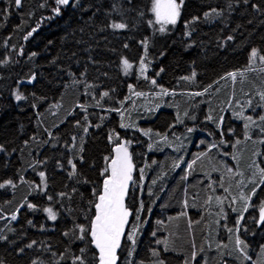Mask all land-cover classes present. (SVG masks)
Returning a JSON list of instances; mask_svg holds the SVG:
<instances>
[{
    "label": "trees",
    "instance_id": "1",
    "mask_svg": "<svg viewBox=\"0 0 264 264\" xmlns=\"http://www.w3.org/2000/svg\"><path fill=\"white\" fill-rule=\"evenodd\" d=\"M55 7V0H21L19 6L14 0H0V183L11 180L15 184L14 188L7 184L0 188V264H55L61 254L60 264H71L82 248L88 264H95L97 250L89 243L90 237L78 238L77 225L87 226L94 213L93 190L102 184L105 157L114 156L116 144L130 141L135 177L152 157L148 138L138 130L120 127V114L134 96L130 85L145 94L165 88L175 96L203 92L212 85L209 93L226 80L222 76L245 69L253 49L264 55V0H184L179 22L163 33L149 24L153 20L151 0H71L61 7L60 15L54 14ZM206 12L211 15L205 17ZM122 21L128 25L126 29L110 27ZM29 32L32 35L25 39ZM145 42L147 76L157 86L139 73ZM124 59L133 65L127 73ZM261 67L264 64L245 74L253 76ZM193 72L194 79H182ZM104 92L109 95L103 97ZM15 93L25 99L17 101ZM251 94L257 90L250 91L248 99ZM175 122L172 111H161L143 127L168 132L176 129ZM243 125H223L225 140L229 141L227 131L232 129L233 140L243 138ZM84 127H88L87 133ZM208 127L214 143V138H221L220 132L209 121ZM110 134L113 141H109ZM253 136L264 137L259 129L253 130ZM166 151L161 170L169 175L168 180L152 186L145 183L142 197L139 182L130 185L128 206L135 212L143 202L140 217L145 222L140 225L134 250L130 242H122L118 264L128 260L156 264L158 256L152 255V249L158 246L159 237L172 233V205L180 199L184 182L173 180L175 153L168 147ZM215 159L220 166L229 161ZM69 160L76 164L72 177ZM211 169L213 172V164ZM40 172L45 174L44 181ZM149 190L151 194L146 192ZM61 193L67 195L62 198ZM28 203L35 208H28ZM262 204L264 185L256 190L244 219L253 245L264 243V223L259 222ZM48 207L56 213V220L44 211ZM12 215L17 219L12 220ZM158 221L164 225L157 227ZM170 245L172 249L173 243ZM52 252L57 255L53 257ZM161 258L165 264L180 262L172 251L161 252Z\"/></svg>",
    "mask_w": 264,
    "mask_h": 264
},
{
    "label": "crops",
    "instance_id": "2",
    "mask_svg": "<svg viewBox=\"0 0 264 264\" xmlns=\"http://www.w3.org/2000/svg\"><path fill=\"white\" fill-rule=\"evenodd\" d=\"M242 97L248 99L246 95ZM247 114L257 118L258 114H264V109L255 108L254 112H248ZM208 121L211 125V120L208 119V113L204 111L201 113L200 121L197 124H185V126L183 125L184 127L177 128L175 130L176 132L169 138L176 144L180 138L184 137V155L178 154L177 157L173 156L174 160L172 163V165L177 162L180 163V167H173L174 174L172 178L174 181H183L184 189L181 191L180 199L172 205L174 212L172 216V233H166V236L163 235L158 239L167 240V248L163 244H158V246L152 249V252L155 250L158 253V259L155 262L156 264H160L162 261L165 264L166 262L161 258V252L171 253L172 251L173 257H177V260L180 259V262L177 264H184L185 261H188V264H264V251H262L264 249V243L253 245L250 242L253 241L252 236L246 233V227L244 226L245 215L252 208L255 197V195H251L252 189L255 188L257 190L261 185L259 184L261 177L257 171V166L264 168V157L262 156L264 144L263 147H259L261 149V160L258 155L254 157L248 145H244L241 150L239 149V157L235 158L233 160L234 162H231L230 159L226 163L227 166L226 164L222 166L226 174L214 175L211 169L213 164V158H211L212 148L209 151V148L213 144V132L208 127ZM189 128L192 129L191 132L188 131ZM157 132L167 134V131L152 130L148 132L149 136H146V138L149 141L155 140L159 142L160 137L155 135ZM178 134L182 136L178 138ZM239 140L244 141V137ZM160 146H158L154 153H149L152 155L150 161L147 160L142 166L144 169V180L141 181L139 179L140 172L136 177L133 174L134 181L139 182L140 197H142V194L144 196L145 183L152 186L161 180H168L169 175L161 170V167H164L167 161L166 155H164L167 147L164 144ZM200 153H207V155L197 160L196 164L193 165V169L189 171L187 165ZM153 161L156 163L153 164ZM253 161L256 163L253 164ZM229 168L233 172H242L243 177H230L227 171ZM177 170H182V172L177 174ZM186 174L187 179H183ZM221 179H223L224 187H229L232 196L237 197L236 203L231 204V206L229 205L232 197L228 196L224 192L223 187L220 186ZM241 179L244 180V185L238 188L237 181ZM153 180L156 181L155 184L152 183ZM252 180H255L256 183H251L250 181ZM210 184L212 185L211 187H209ZM146 192L149 194L150 190ZM241 192L244 193L245 197L251 196V199H240L239 193ZM209 196L213 197L211 203L207 202ZM216 196L222 198L228 196V199L224 201L223 205H218L215 200ZM246 204L248 210L243 212V220H241L239 225L240 230L236 232V220L239 218ZM153 206L154 203L149 206L151 208L149 209V213ZM221 207L223 208V214L220 213ZM233 209L236 210L233 211ZM190 224L191 227L189 226ZM163 225L164 223H157V227H162ZM227 228H233L234 231L229 233ZM237 236L247 245L244 248L243 254L235 244ZM172 243L173 248L170 249V244ZM159 246H161V250L158 248ZM193 251L197 252L195 261L191 258ZM246 256L251 257V259H246Z\"/></svg>",
    "mask_w": 264,
    "mask_h": 264
},
{
    "label": "snow or ice",
    "instance_id": "3",
    "mask_svg": "<svg viewBox=\"0 0 264 264\" xmlns=\"http://www.w3.org/2000/svg\"><path fill=\"white\" fill-rule=\"evenodd\" d=\"M15 4L19 6L21 4V0H14ZM71 0H55L56 7L53 9V12L55 15H60L61 13V7H66L70 4ZM129 3H131V0H129ZM184 0H151V13L154 16V20H149L150 25H159L158 31L163 33L167 30V26H175L181 16V8L183 6ZM114 7H116L114 5ZM255 7V6H254ZM213 12L216 10L213 9ZM205 17H208L211 15V13H205ZM219 15V13H217ZM196 19V18H194ZM110 27L113 30H123L128 27V25L125 22H113L110 24ZM187 27V24H186ZM36 31V29H33L32 32ZM32 32H29L27 36H25V39L28 38V36L32 35ZM191 35V33H189ZM229 40L232 39L231 36L228 37ZM145 49L147 48V42L144 43ZM127 47V45H125ZM35 55V53H33ZM147 55V52H145V56ZM259 58L261 64H264V55H259V53L253 49L250 53L249 57V64L248 66L239 72H229L226 77H221V79H227L231 78V80L235 83L237 80V77L244 78L245 73L248 71H256L255 68L256 60ZM7 61H5L6 63ZM123 68L125 73H127L130 69H132L133 65L127 60H123ZM139 71L141 77H143L146 80H149L150 78L146 75L147 72V65L145 63V60L142 58L139 62ZM162 71V69H161ZM260 72H264V67H261L259 69ZM196 76V73L193 72L191 77H182L184 80H192ZM150 83L153 86L156 85L155 79H150ZM216 83H219L217 81ZM131 95H134L136 97L144 96L145 93L135 91L132 86H129ZM212 88V85H209L207 88L204 89L203 92H194L191 93L192 96H202L204 93L208 92L209 89ZM162 95H169L168 89L160 88V93ZM175 94V93H171ZM109 95L108 92H104L102 94L103 97H107ZM16 100L20 101L25 99V97L22 94L16 95ZM131 96L129 97V99ZM121 106L123 105L124 101H121ZM246 105L248 108H252L253 110L255 108H262L264 109V91L259 93V101L253 105V101L249 99L246 101ZM97 106H102L99 104V101H97ZM134 106V104H133ZM237 106L241 108L239 112H234V116L237 119L244 121V139L245 140H252V136L250 135L251 130L253 129V126H255L257 129H259V133L264 136V114H258V117L254 119L252 115H245V108L244 106L240 105V102L237 101ZM84 111L87 109L84 106H81ZM110 111H118L120 112V109H110ZM187 115V113H185ZM121 117L123 119V112H121ZM87 120V116L84 118ZM179 119V117H178ZM209 120H213V117L209 115ZM224 117H219V120L216 121L217 126L220 127V125L223 124ZM182 122V121H181ZM79 125V122H77ZM88 127H91L89 124ZM88 127H84V132H88ZM121 128L129 127V125L125 123L120 124ZM189 132L192 131L191 128L188 129ZM145 136H148V132L143 133ZM158 137H160V143H168L169 137L168 135L161 134L159 132L155 133ZM224 133L221 132V139L219 141V144L226 146V141L223 139ZM73 141H75L76 137H72ZM113 134L109 135V141H112ZM116 139L119 140V136L116 135ZM259 143L264 144V138L259 139ZM130 141H124L119 144H116V146L113 148V152L115 153L112 157H105L106 167L101 171V176L103 177L102 184L99 188V190L94 189L93 195L95 196V202L91 204V207L94 208V213L92 217L89 220V223L87 226L85 225H77L79 236L78 238L81 240H84L87 237H90L89 243L94 246V248L97 250L96 254H94V260L95 264H118L120 261V255L119 250L122 248V242L127 241L130 242L131 245L134 246L136 243V236L139 231L140 225L144 223L145 221L141 220L140 212L144 210L143 202L140 203L139 209L137 211H133L129 206L127 201L129 200L131 196L130 192V185L135 187L137 182L133 179V172L135 170V165L133 164L132 155L129 152L128 145L130 144ZM241 141L237 139L235 141L236 145H239ZM75 146V145H73ZM149 150L152 149L153 145L149 144ZM218 147L217 144L213 143L211 147L209 148V151L211 148ZM0 150H3L0 148ZM258 154V153H257ZM207 155V153H200L197 155L195 159L192 160L191 163L187 165V169L191 171L193 169V165L196 164L197 160L201 159L203 156ZM235 159V157H233ZM68 163L71 165V171L69 172V176H75L76 175V164L72 162V160H69ZM153 164L156 162L153 161ZM253 164L256 162L253 161ZM173 167H180V163L177 162L173 165ZM230 177L240 176L243 177V173L236 171L233 172L231 168L227 169ZM257 171L259 172V175L261 177L259 184L264 185V168H259L257 166ZM140 180H144V169L140 168ZM39 176L41 177V181H44L45 174L44 172H40ZM183 179H187V174L183 177ZM155 180L152 181L153 184H155ZM251 183H256L255 180L250 181ZM7 185L11 187H15V184L13 181L8 180L5 183H0V188H3ZM244 185V180L241 179L237 181V187ZM212 185L210 184L209 187ZM220 186L223 187V190L225 193L228 194V196H231L232 199L230 201L231 204H235L237 201V197L232 196V193L230 191L229 187H224L223 179L220 181ZM256 189L253 188L251 195H255ZM151 194V192H149ZM67 193H61L60 196L63 198L66 196ZM228 196L226 197H220L216 196L215 200L218 205H223L224 201L228 199ZM51 199V197H48ZM239 198L242 200H250L251 196L245 197L244 193H239ZM213 197H208V203H211ZM27 207L30 209H34L35 205L28 203ZM236 209H233L235 211ZM248 210L247 204L242 209L241 214L239 218L236 220L237 227L235 228L236 232H239V225L241 223V220H243V212H246ZM44 211L48 214L49 219L56 220L57 215L53 211L51 207L45 208ZM220 213L223 214V208L221 207ZM183 215V213H182ZM12 220H16V215L11 216ZM135 221V223H133ZM259 222L264 223V204L260 206L259 209ZM159 224H162V221H158ZM191 227V224L189 225ZM227 231L229 233H232L234 231L233 228H227ZM65 235H68V233H65ZM155 235V233H153ZM158 244H163L167 248L168 241L167 240H157ZM33 244H35V241L28 244V248H32ZM235 244L237 248L240 249L241 253H244V248L247 247L245 245L244 241L240 239L239 236L236 237ZM243 246V247H241ZM195 247V245H194ZM202 250V249H201ZM24 249L21 248L20 252H23ZM264 251V249H262ZM81 255H74L72 257L71 264H88V261L86 259V256L84 255L85 249H80ZM51 255L55 257L57 254L55 252H52ZM129 256L132 255V252L130 251L128 253ZM153 256H157L158 253L153 250L152 252ZM197 257V252H192V260L195 261ZM246 259H251V257H245ZM64 259L63 254L60 255L59 259L56 260L55 264H60V260ZM33 264H36V261H33ZM126 264H131V260H128ZM160 264H163L161 261ZM184 264H188V261H185Z\"/></svg>",
    "mask_w": 264,
    "mask_h": 264
},
{
    "label": "rangeland",
    "instance_id": "4",
    "mask_svg": "<svg viewBox=\"0 0 264 264\" xmlns=\"http://www.w3.org/2000/svg\"><path fill=\"white\" fill-rule=\"evenodd\" d=\"M153 20H154V16H153ZM157 26L159 28V25ZM170 27H174V26L171 25L167 26V30ZM143 49L144 51L141 59L143 58L145 60V63L147 65L146 75H148L149 65L147 64L146 56H145V52H147L146 51L147 48L145 49V46L143 45ZM260 65L261 62L259 58H257L255 68ZM252 90H257V94H251V96H248L249 99L251 97V100L253 101V105H254L259 101V93L264 91V72L257 71L256 73H253V76H251L250 74H245L244 78L238 76L235 83L231 80V78H227L222 83H220L215 89H213L209 93L208 92L204 93V95L202 96H192L191 93L182 94V95L179 94L176 96L172 94L162 95L159 93H154L152 95L145 94L144 96L141 97L133 96L130 100V104L122 111L123 119L120 114V122L129 125V127L122 129L138 130L139 132H141L142 135H144L143 134L144 132L147 131L151 132L152 127L150 126L145 129L143 127V123L153 122L155 117L161 111H172L176 115L177 124L173 126L174 128L176 127L175 130H177V128L184 127L187 122H189L190 124H197L200 121L201 113L207 111L208 117L209 115L213 117V120H211V125L214 127V129L217 132L219 131L221 135L222 132L221 128L225 124L227 126L231 122H241L244 124L243 120L237 119L233 114L234 112H239L241 110V108L237 106V101H239L240 105L244 106V108L246 109L244 113L246 116L249 115L247 114L248 112H252V111L254 112L255 109L253 110L252 108H248L246 105V101H248L249 99L242 97L243 95H249V92ZM16 95L17 93L14 94V97H16ZM185 113H187V115H185ZM221 116L224 117V121L223 124L220 125V127H218L216 121H218L219 117ZM256 129L257 128L253 126V129L251 130L250 133L253 139L252 140L244 139V141L241 140V143L239 145H236V148L234 147L236 151L233 147H231V145L234 144L236 141L232 139L234 129H232L231 131H227L230 138L229 141L233 140V142L226 141L223 136V139L227 142L226 146L219 144L221 138L219 140H216L214 138V143L218 145V147L212 148L213 151L211 152V158H213L214 175L226 174L223 171L224 170L223 167L217 164L215 158L219 156L221 159L224 160L231 159L230 161L234 162L233 157L235 158L239 157V149L241 150V148L244 147V145H248L251 148L250 151L251 153L254 154V157H257L258 155V157L261 160L262 158L260 153L261 149H259V147L260 148L263 147V144L258 142L259 139L262 138L253 136V130ZM175 130L172 129L167 132L169 138H171V136L176 132ZM181 136L182 135L179 134L177 135L178 138H180ZM183 139L184 137L180 138V140L176 144L173 142L172 139H169L168 143H160L155 140H150L149 144H152L153 147L151 150L148 149V153L150 154L154 153L155 150L158 148V146L164 144L165 147H168L172 153H175V157H177L178 154L184 155L183 147L185 146V144H183ZM113 140L114 139H112V141ZM167 153L168 152L166 151L165 154L167 155Z\"/></svg>",
    "mask_w": 264,
    "mask_h": 264
},
{
    "label": "water",
    "instance_id": "5",
    "mask_svg": "<svg viewBox=\"0 0 264 264\" xmlns=\"http://www.w3.org/2000/svg\"><path fill=\"white\" fill-rule=\"evenodd\" d=\"M260 224H262V223H260Z\"/></svg>",
    "mask_w": 264,
    "mask_h": 264
}]
</instances>
